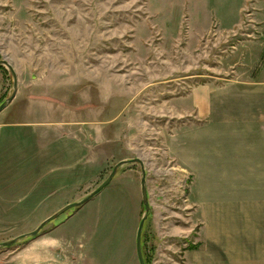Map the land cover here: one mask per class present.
I'll return each instance as SVG.
<instances>
[{
    "label": "rangeland",
    "instance_id": "rangeland-1",
    "mask_svg": "<svg viewBox=\"0 0 264 264\" xmlns=\"http://www.w3.org/2000/svg\"><path fill=\"white\" fill-rule=\"evenodd\" d=\"M2 60L18 88L0 113V243L32 232L96 190L118 162L138 158L151 204L145 263L213 264L206 237L221 212H207L211 227L201 235L206 217L196 202L220 199L229 142L220 115L191 134L209 118H196L190 99L239 78L260 75L264 87V0H0ZM13 91L0 67V105ZM52 102L69 124L15 125L43 123L30 113ZM141 178L139 164L122 166L91 201L0 249V264H140ZM68 235L79 250H63Z\"/></svg>",
    "mask_w": 264,
    "mask_h": 264
},
{
    "label": "crops",
    "instance_id": "crops-1",
    "mask_svg": "<svg viewBox=\"0 0 264 264\" xmlns=\"http://www.w3.org/2000/svg\"><path fill=\"white\" fill-rule=\"evenodd\" d=\"M259 76L253 81L241 78L238 81L229 80L220 91L193 93L190 99L196 118H209L202 126H193L191 134L192 130L194 133L206 129L211 119L220 115L223 120V138L229 142L223 146L228 148L229 154L223 152L220 199L206 197L204 205L196 202L198 212L205 211L206 217L203 219L201 235L211 227L207 212H211V215L221 212L220 225L218 219L215 220V228H210L206 237L213 264H264V125L260 122L263 111L258 106L264 99V87ZM231 104L234 106H229ZM49 105L45 111L30 113L32 117L43 114V123L29 119L15 125L63 126L70 123L68 115L54 102ZM256 116L260 124L250 122ZM235 119H238L237 124L232 123ZM235 136L238 138L236 143L231 139ZM230 152H237L235 160ZM215 216L219 217L216 213ZM69 221L71 219L63 223L62 227ZM62 238L63 250L68 253L75 251L80 243L75 235Z\"/></svg>",
    "mask_w": 264,
    "mask_h": 264
},
{
    "label": "water",
    "instance_id": "water-1",
    "mask_svg": "<svg viewBox=\"0 0 264 264\" xmlns=\"http://www.w3.org/2000/svg\"><path fill=\"white\" fill-rule=\"evenodd\" d=\"M0 67L8 68L10 70L12 76H13V81H14V91H13L12 95L2 105H0V113H1L14 100V98L16 97L17 88H18V77H17V74L15 73L13 67L7 61H5V60L0 61ZM134 163L139 164L141 166V170H142L141 190H142V199H143L144 212H145L143 217L140 220L139 227H138V230H137L136 252H137V255H138L139 263L140 264H146L144 256H143V252H142V234H143L145 223H146V221L148 219V216H149V213L151 211V204H150V201H149V195H148V190H147L146 170H145V168L143 166L142 161L140 159H138V158L131 159V160H123V161L118 162L115 165V167L113 168V170L110 173V175L108 176V178L96 190H94L91 194H89L87 197H85L84 199H82V200H80L78 202H74V203L68 204L67 206H65L64 208L59 210L57 213H55L54 215H52L49 218H47L44 222H42L40 224V226H38L32 232H29V233H26V234H22V235L18 236L17 238L13 239V240L0 243V249L9 248V247L14 246L19 241H22V240H25V239H32V238H35V237L39 236L40 233L42 232V230L48 224L52 223L53 221L58 219L63 214L69 212L71 209L79 208V207L83 206L87 202L91 201L98 194H100L113 181V179L117 175L118 170L122 166L127 165V164H134Z\"/></svg>",
    "mask_w": 264,
    "mask_h": 264
}]
</instances>
